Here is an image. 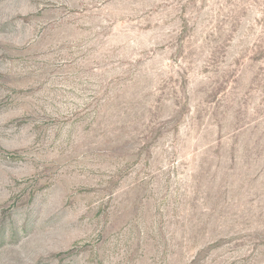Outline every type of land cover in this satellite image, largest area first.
<instances>
[{
  "label": "rangeland",
  "instance_id": "374dc122",
  "mask_svg": "<svg viewBox=\"0 0 264 264\" xmlns=\"http://www.w3.org/2000/svg\"><path fill=\"white\" fill-rule=\"evenodd\" d=\"M0 264H264V0H0Z\"/></svg>",
  "mask_w": 264,
  "mask_h": 264
}]
</instances>
